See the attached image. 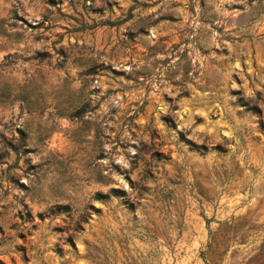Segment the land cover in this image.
<instances>
[{
  "label": "rangeland",
  "instance_id": "rangeland-1",
  "mask_svg": "<svg viewBox=\"0 0 264 264\" xmlns=\"http://www.w3.org/2000/svg\"><path fill=\"white\" fill-rule=\"evenodd\" d=\"M0 264H264V0H0Z\"/></svg>",
  "mask_w": 264,
  "mask_h": 264
}]
</instances>
